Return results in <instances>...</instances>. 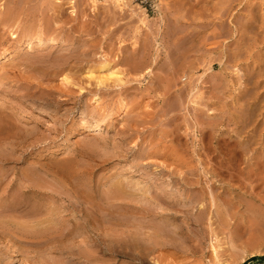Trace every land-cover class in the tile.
<instances>
[{
  "label": "rangeland",
  "instance_id": "374dc122",
  "mask_svg": "<svg viewBox=\"0 0 264 264\" xmlns=\"http://www.w3.org/2000/svg\"><path fill=\"white\" fill-rule=\"evenodd\" d=\"M219 1L0 0V264H264V0Z\"/></svg>",
  "mask_w": 264,
  "mask_h": 264
},
{
  "label": "bare ground",
  "instance_id": "6f19581e",
  "mask_svg": "<svg viewBox=\"0 0 264 264\" xmlns=\"http://www.w3.org/2000/svg\"><path fill=\"white\" fill-rule=\"evenodd\" d=\"M227 1V0H226ZM226 1H219V3H220V5L221 6H228L229 5V2H226ZM229 1V0H228ZM22 2V1H21ZM205 3V2H204ZM199 4H202L201 2L199 3ZM218 4V3H217ZM205 5H207V3H205ZM204 5V6H205ZM214 5V4H213ZM219 5V6H220ZM252 5V4H251ZM197 6V5H196ZM202 6H203V4H202ZM226 8V7H225ZM199 10V9H198ZM177 11V10H176ZM208 12V11H207ZM220 12V11H219ZM249 14V13H248ZM254 15V16H253ZM12 16V15H11ZM199 17V16H198ZM207 17V16H206ZM255 17V14H253V11L251 10V12H250V14H249V18H248V20L245 22V23H241V21H238L239 22V24L240 25H243L244 26V28H245V31H251V29L250 28H252V25L254 24V22L252 23V21H251V19L252 18H254ZM3 18H4V16H3ZM257 18V17H256ZM182 24V23H181ZM201 24V23H200ZM186 25V24H185ZM181 26V25H180ZM221 26H223V25H221ZM46 27V26H45ZM184 27H186V26H184ZM202 27V26H201ZM254 27V26H253ZM6 28V27H5ZM181 28V27H180ZM193 28V27H192ZM217 28V27H216ZM222 28V27H221ZM9 29V28H8ZM47 29V28H46ZM176 29V28H175ZM10 30V29H9ZM182 30H184L183 32H181L182 34L180 35V36H178L177 38L178 39H184L185 41L187 40V37H188V30H185V29H183L182 28ZM181 30V31H182ZM180 30H178V32H179ZM194 31V30H193ZM192 31V32H193ZM224 31V30H223ZM222 31V32H223ZM233 32V31H232ZM42 33V32H41ZM175 33V32H174ZM177 33V32H176ZM171 34V33H170ZM190 34H192V33H190L189 32V36H190ZM195 34V33H194ZM194 34H192L191 36H194ZM213 34H215V35H217V33H215V31H213ZM222 34V33H221ZM220 34V35H221ZM14 35V34H13ZM175 35H178V33L177 34H175ZM223 35V34H222ZM15 36V35H14ZM173 37H174V34L172 35ZM1 37V36H0ZM4 37V36H3ZM171 38V39H173L174 40V38ZM207 37V36H206ZM212 37V36H211ZM191 38V37H190ZM194 38V37H193ZM209 38V37H208ZM172 40V41H173ZM177 39H175L174 41H176ZM183 40V42H185ZM208 40H210V39H208ZM27 41V40H26ZM45 41H47V40H45ZM44 41V42H45ZM191 41V40H190ZM193 41H195V39H193ZM241 41H245V38L244 37H242L241 38ZM28 42V41H27ZM34 42V41H33ZM43 42V40H42V38H39L38 40H37V43L40 45V43H42ZM47 42H49V41H47ZM53 42V41H52ZM178 42V41H177ZM180 42V41H179ZM178 42V43H179ZM183 42H182V46H183ZM186 42H188V41H186ZM185 42V43H186ZM23 43V42H22ZM29 43H31V42H29ZM35 43V42H34ZM56 43V42H55ZM177 43V44H178ZM184 43V44H185ZM188 43H190V42H188ZM43 44V43H42ZM45 44V43H44ZM176 44V45H177ZM245 44V43H244ZM51 45V44H50ZM61 45V44H60ZM179 45V44H178ZM200 45V44H199ZM249 45V44H248ZM33 46V45H32ZM32 46H30L29 44H28V47H30V48H32ZM38 46V45H37ZM43 46V45H42ZM243 46V45H242ZM10 47V46H9ZM17 47V46H16ZM174 47V46H173ZM241 47V46H240ZM250 47V46H249ZM25 48H26V46L24 47V50H25ZM35 48V47H34ZM168 48V47H167ZM175 48H178V47H174L173 48V50L175 49ZM179 48H182L180 45H179ZM183 48H184V46H183ZM185 48H186V46H185ZM244 48H245V46H244ZM190 49V48H189ZM241 49L242 50H244L243 49V47H241ZM23 50V49H22ZM27 50V49H26ZM171 50V49H170ZM172 50V51H173ZM180 50H183V49H180ZM247 50V49H246ZM14 51V50H13ZM30 51V50H29ZM176 51V50H175ZM175 51H173V52H175ZM178 51V50H177ZM245 51V50H244ZM19 52V51H18ZM22 52V51H21ZM183 52V51H182ZM20 53V52H19ZM176 53V52H175ZM9 54V53H8ZM11 54V53H10ZM14 54H17L16 52L14 53ZM14 54H11V55H14ZM170 54L172 55V52H170ZM174 54V53H173ZM182 54V53H181ZM229 54V53H228ZM242 53H240L239 52V49H237V51L233 54V59H239V56L241 55ZM169 55V54H168ZM167 55V56H168ZM171 55H169V56H171ZM2 56V55H1ZM7 56V55H6ZM15 56V55H14ZM14 56H11L10 57V59L11 60H13V58H14ZM20 56V55H19ZM30 56V55H29ZM174 56V55H173ZM172 56V57H173ZM175 56H176V54H175ZM178 56V55H177ZM186 56H188V54L186 55ZM185 56V57H186ZM229 56H232V55H229ZM242 56V55H241ZM240 56V58H242ZM180 59H181V55H180V57H179ZM188 58H189V56H188ZM169 59H170V57H169ZM172 59H174V58H172ZM175 59H177V58H175ZM174 59V60H175ZM179 59V60H180ZM187 59V58H186ZM186 59H185V61H186ZM228 59H231L232 60V58L231 57H229ZM18 60H19V58H18ZM231 60H229V61H231ZM139 61V60H138ZM196 61V60H195ZM233 61V60H232ZM143 62H144V59H143ZM174 62V61H173ZM188 62V61H187ZM214 62V61H213ZM217 62V61H216ZM235 62V61H234ZM177 63V62H176ZM207 63H208V61H207ZM170 64H171V62H170ZM178 64V63H177ZM192 64V63H191ZM206 65V64H205ZM172 66H173V64H172ZM208 66H209V68H213L214 66H215V64L213 63V64H211V63H209L208 64ZM134 67H135V65H134ZM176 67V66H175ZM174 68V67H173ZM206 68V67H205ZM233 68V67H232ZM101 70V72H99ZM103 70H105L106 72H103ZM164 70V69H163ZM168 70V69H167ZM212 70V69H211ZM99 73L98 72H95V71H89L88 72V79H90V80H93L94 82H95V84L96 85H104V84H107L108 82H118V81H122L121 80V71L119 70V69H115V70H113L112 68H110V64L109 63H105L104 65H102L100 68H99ZM174 72V71H173ZM175 74V73H174ZM223 74V73H222ZM170 75V74H169ZM170 76H172V75H170ZM175 76V75H174ZM173 77V76H172ZM172 77H171V79L170 80H172ZM249 80L250 81H252V79H251V77L249 76ZM216 79V78H215ZM64 80H68L66 77L64 78ZM169 80V79H168ZM230 81V80H229ZM173 82V81H172ZM220 82V81H219ZM65 83V82H64ZM163 83V82H162ZM171 83V82H170ZM175 83H176V80H175ZM217 83V82H216ZM171 85V84H170ZM170 85H168V86H170ZM173 85V84H172ZM172 85H171V87H172ZM175 86H178L177 84H175ZM175 86H173L174 88H176ZM222 86V85H221ZM172 87V88H173ZM217 87V86H216ZM180 89V88H179ZM184 89V88H183ZM82 91V90H81ZM180 92V91H179ZM184 92V91H183ZM249 92V91H248ZM182 95V94H181ZM245 95V94H244ZM55 96V95H54ZM177 97V96H176ZM101 98V97H100ZM99 98V99H100ZM242 100H243V98H241ZM245 99H247V97L245 98ZM240 100V99H239ZM97 101V100H96ZM173 101V100H172ZM248 101V100H247ZM243 102V101H242ZM246 102V101H245ZM244 102V103H245ZM250 104H252L251 102H249ZM171 105V104H170ZM174 105V104H173ZM199 105V104H198ZM253 105V104H252ZM172 107V106H171ZM174 107V106H173ZM172 107V108H173ZM252 108H255V107H252ZM251 108V109H252ZM175 109V108H174ZM250 109V110H251ZM244 113V112H243ZM248 113V112H247ZM121 114V113H120ZM247 117V116H246ZM245 120V119H244ZM205 136V135H204ZM238 141V140H237ZM230 145V144H229ZM247 146V145H246ZM234 149V148H233ZM234 154V153H233ZM232 154V155H233ZM37 162V161H36ZM259 164H262V162L261 161H258L257 163H256V168L255 169H253L254 171H248L247 173H246V176L247 177H251V176H253L254 175V178H255V176L257 175V170H258V168H259V166H261V165H259ZM50 166V165H49ZM262 167V166H261ZM262 171V170H261ZM259 173V172H258ZM259 175V174H258ZM244 178V177H243ZM260 178V177H259ZM243 183V182H242ZM242 186V185H241ZM117 187V197L119 196V197H124L126 194H127V191L125 190V188H124V185H118V186H116ZM172 189V188H171ZM191 195H193V194H191ZM191 195H187V198H189V199H191V200H198L200 197L198 196V195H195V196H193V197H191ZM225 195V194H224ZM85 196V195H84ZM227 197H229V195L227 196ZM222 198V197H221ZM200 200V199H199ZM232 200V199H231ZM229 201V203L231 204V202L232 201ZM189 201V200H188ZM226 202V201H225ZM191 203V202H190ZM189 204V203H188ZM261 204V203H260ZM257 205V204H256ZM247 206V205H246ZM245 206V207H246ZM234 208V207H233ZM253 208L255 209L256 207L253 205ZM250 210V209H249ZM229 212V211H228ZM249 214V213H248ZM196 215H198V214H196ZM258 216V215H257ZM203 217H201L200 218V220L202 219ZM224 219V218H223ZM151 227V226H150ZM152 229H154V231H156V232H158V231H160L161 229H163V225H161V224H159V223H157L155 226H152ZM151 229V230H152ZM165 229H166V227H165ZM166 231V230H165ZM162 232V231H161ZM170 232V231H169ZM140 237H141V235H140ZM143 237V236H142ZM49 245V244H48ZM149 247V246H148ZM124 255H127L128 257L130 256V257H132V255H131V253H127V252H125L124 253ZM137 257L136 258H138L137 260L138 261H142L141 260V258H140V256L139 255H136ZM134 257V256H133Z\"/></svg>",
  "mask_w": 264,
  "mask_h": 264
},
{
  "label": "trees",
  "instance_id": "16d2710c",
  "mask_svg": "<svg viewBox=\"0 0 264 264\" xmlns=\"http://www.w3.org/2000/svg\"><path fill=\"white\" fill-rule=\"evenodd\" d=\"M250 260H261L264 263V256H254ZM242 264H248V262H244Z\"/></svg>",
  "mask_w": 264,
  "mask_h": 264
}]
</instances>
